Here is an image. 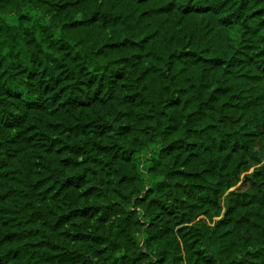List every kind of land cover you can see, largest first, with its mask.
<instances>
[{
	"label": "trees",
	"instance_id": "1",
	"mask_svg": "<svg viewBox=\"0 0 264 264\" xmlns=\"http://www.w3.org/2000/svg\"><path fill=\"white\" fill-rule=\"evenodd\" d=\"M168 258L264 264V0H0V264Z\"/></svg>",
	"mask_w": 264,
	"mask_h": 264
},
{
	"label": "rangeland",
	"instance_id": "2",
	"mask_svg": "<svg viewBox=\"0 0 264 264\" xmlns=\"http://www.w3.org/2000/svg\"><path fill=\"white\" fill-rule=\"evenodd\" d=\"M103 63L105 64V68H104V71H105V76L108 75L109 73H112V69H116V68H119L121 67L122 65L120 64H116L113 62V60H111L110 58L108 59H103L102 60ZM100 79H96L95 80V83H97V87H95L93 90L90 91V94L92 95H97V96H100V95H104L106 94L107 90H108V87L106 86L107 84V79L106 80H100ZM103 82V87L100 85V83ZM222 217L219 216V217H214V221L220 219ZM200 218H203L204 220L210 222L209 219H207L205 216H201L199 217L198 219ZM162 247H164V249H167L168 252H172L174 253V250L175 248L170 244V243H162L161 245ZM167 264H185V262L183 260H177L175 258H168L167 260Z\"/></svg>",
	"mask_w": 264,
	"mask_h": 264
}]
</instances>
